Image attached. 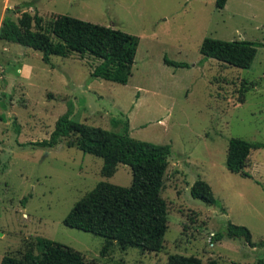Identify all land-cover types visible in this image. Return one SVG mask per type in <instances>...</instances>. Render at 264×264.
<instances>
[{
  "label": "rangeland",
  "instance_id": "rangeland-1",
  "mask_svg": "<svg viewBox=\"0 0 264 264\" xmlns=\"http://www.w3.org/2000/svg\"><path fill=\"white\" fill-rule=\"evenodd\" d=\"M23 11L37 12L46 27L64 14L136 35L139 43L131 76L120 84L92 77L100 61L87 53L51 55L47 64L40 51L0 40V261L38 253L37 238H46L96 264H166L171 254L203 264H264V245L212 240L231 222L246 226L253 242L264 241V147H257L264 143V46L247 69L199 52L205 37L264 44V0H227L221 9L215 0H0V25ZM68 110L75 121L117 132L127 121L131 137L170 145L161 192L168 228L159 252L115 242L102 256L104 237L63 223L97 182H132L130 166L118 163L105 176L103 159L69 146L67 137L53 147L28 144L48 139ZM230 139L251 146L250 176L227 169ZM198 178L217 204L191 196Z\"/></svg>",
  "mask_w": 264,
  "mask_h": 264
},
{
  "label": "trees",
  "instance_id": "trees-1",
  "mask_svg": "<svg viewBox=\"0 0 264 264\" xmlns=\"http://www.w3.org/2000/svg\"><path fill=\"white\" fill-rule=\"evenodd\" d=\"M227 0H215L217 8L226 5ZM33 1L24 2L25 7ZM10 10V9H8ZM43 25V18L37 12L31 15L23 11L17 20L6 14L0 25V40L18 43L42 53V61L50 64V56L67 57L72 52L87 53L100 62L94 66L91 76L126 84L136 55L139 37L120 29L96 24L69 15L58 14ZM47 29V30H45ZM261 42L245 39L224 40L205 37L199 47L204 58H213L238 68H250ZM169 65L186 67L187 63L165 59ZM68 110L60 115L48 139L30 141L32 147H53L61 138L67 137L68 145H75L83 153L103 159L102 174L111 176L118 163L130 166L132 182L121 186L99 181L80 199L65 216L63 223L71 228L104 237L101 255H105L115 242L123 247L137 246L141 250L159 252L167 225V203L161 192L164 175L169 164L171 147L131 137L128 123L122 132H117L75 121ZM19 132V126L15 127ZM72 134L75 140L70 139ZM19 145H22L20 143ZM264 147V143L257 147ZM251 146L239 140L230 139L225 165L234 173L250 176L248 165ZM190 194L209 205L217 204L210 185L203 179H196L190 186ZM223 237L244 240L249 246L255 243L249 229L244 225L228 222L224 232L213 235V241ZM38 253L27 249L21 257L5 254L0 264H96L88 261L77 250L46 238H37ZM166 264H203L195 256L171 254ZM206 264H217L215 259ZM261 264V261L258 263Z\"/></svg>",
  "mask_w": 264,
  "mask_h": 264
},
{
  "label": "water",
  "instance_id": "water-1",
  "mask_svg": "<svg viewBox=\"0 0 264 264\" xmlns=\"http://www.w3.org/2000/svg\"><path fill=\"white\" fill-rule=\"evenodd\" d=\"M15 8H17V7H15Z\"/></svg>",
  "mask_w": 264,
  "mask_h": 264
}]
</instances>
